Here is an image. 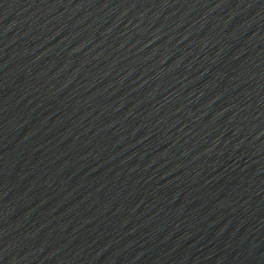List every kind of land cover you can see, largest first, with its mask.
<instances>
[{
	"label": "water",
	"instance_id": "95a60500",
	"mask_svg": "<svg viewBox=\"0 0 264 264\" xmlns=\"http://www.w3.org/2000/svg\"><path fill=\"white\" fill-rule=\"evenodd\" d=\"M0 264H264V0H0Z\"/></svg>",
	"mask_w": 264,
	"mask_h": 264
}]
</instances>
